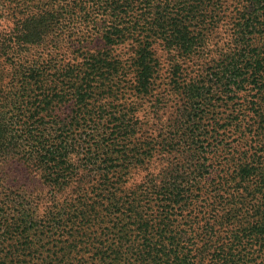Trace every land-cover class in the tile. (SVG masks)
I'll return each instance as SVG.
<instances>
[{
	"label": "trees",
	"instance_id": "trees-1",
	"mask_svg": "<svg viewBox=\"0 0 264 264\" xmlns=\"http://www.w3.org/2000/svg\"><path fill=\"white\" fill-rule=\"evenodd\" d=\"M224 1L0 0V264H264V219L230 210L215 224L201 196L210 171L214 185L223 180L205 159L220 152L221 131L253 140L258 126L264 138V0ZM222 18L214 67L190 83L171 63L170 91L185 104L167 126L146 127L136 114L151 91V44L171 60L196 58ZM83 24L102 54L83 46ZM123 43L124 62L112 54ZM215 91L245 109L234 102L210 131L184 120ZM125 95L136 103H115ZM260 155L228 173L241 200L261 195L263 208ZM4 170L20 181L8 184Z\"/></svg>",
	"mask_w": 264,
	"mask_h": 264
},
{
	"label": "rangeland",
	"instance_id": "rangeland-1",
	"mask_svg": "<svg viewBox=\"0 0 264 264\" xmlns=\"http://www.w3.org/2000/svg\"><path fill=\"white\" fill-rule=\"evenodd\" d=\"M35 0H31V3H34ZM230 0H225L223 2L224 8H227L230 5ZM221 23L218 27L214 28V34L212 39L207 44V49L204 53L199 54L196 58L192 57L191 59H169L166 56L161 44L159 41L153 42L151 44V52L156 59V64H154V75L153 80L151 81V91L149 96L145 99L139 101L138 103L141 105V111H139L136 116L144 119V124L146 123V127L148 128H160L167 126L177 115L178 111L181 110V106L185 104L182 96L179 92H171L169 87V68L171 63L176 62V64L180 65L183 74L185 75L184 81L192 82L194 80H202L205 74L208 73V70L214 67L216 60L218 59L217 51L222 47L223 42L225 43L226 32L228 31V25L226 24L224 18L220 21ZM7 26V22L0 19V29ZM80 34H84L90 27H86L84 24L77 29ZM76 32V31H74ZM95 30L88 31L84 35L85 41L83 46H86L90 51V54H102V41L99 39V34H94ZM73 38V37H72ZM75 38V37H74ZM77 38V36H76ZM77 41L72 46V54L68 55V59L73 61L74 56L79 55ZM113 51V55H118L123 58V62L127 57V48L125 43L123 45L115 46ZM129 49V48H128ZM131 53V51H129ZM126 54V55H125ZM127 69V67L125 68ZM128 82H131L134 78L133 73L128 75ZM218 92L215 91L213 95H209L207 99L203 102H199L198 100L193 101L191 105L186 106L189 107V113L187 114L184 120L188 121L189 124L197 121V125L203 126L206 131H210L212 129V119L214 117H220L221 115L224 117L229 111V107L232 106L234 102L237 103L235 108L241 106L245 109L246 101L239 96L238 99L232 98L231 94L227 92L222 96L223 101L218 100ZM102 99V97H101ZM103 103V102H102ZM116 104L126 103L130 105L131 103H136V100L131 95L121 96L115 102ZM192 107V111L190 110ZM201 118V119H200ZM203 118V120H202ZM212 118V119H211ZM256 137L253 140L244 139L241 135H237V132L232 127H228L224 132L221 131L223 140L222 145L218 147L220 152H217V155L212 158L211 155H206L205 159L209 160L208 162H212L214 166L222 167V178H217V183L219 185V189H214L217 183L214 185V172L210 171L207 178L202 182V200H208L209 203L204 206L207 208H211V210L215 211L214 221L215 224H221L227 215L230 213V210L236 215L245 212L248 214L249 220L251 223L256 220L264 219V207H261V195L256 196L253 201L249 204L246 200L243 202L240 198L239 192L233 191L234 183L230 180L229 177V169H232L235 163H239V158H241L242 162L251 161V155L256 152L257 154H261L260 156L264 157V138L262 136V132L259 131V127L256 126ZM147 128H144V130ZM210 134V133H209ZM200 141H203L200 140ZM206 142V140H204ZM211 144V147H206V151L214 152V141L213 139L208 141ZM206 144V143H205ZM264 159V158H263ZM9 169V168H8ZM10 170V169H9ZM6 172L4 170L3 174L4 178L6 177V181L8 184H17L22 175L20 170H12ZM238 201L243 202V204H239ZM235 207L233 208V205ZM201 205V204H199ZM198 206V205H197ZM248 210V211H247ZM199 211V209H198ZM197 209H192L191 214L193 216L198 217V219L204 222L205 218L208 216L211 218L209 214L198 213ZM213 219L211 218V224ZM218 229V227H216ZM219 236L222 233L217 234ZM206 264V263H205Z\"/></svg>",
	"mask_w": 264,
	"mask_h": 264
}]
</instances>
